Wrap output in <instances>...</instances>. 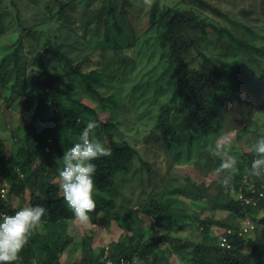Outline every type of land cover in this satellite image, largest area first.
<instances>
[{
	"label": "trees",
	"instance_id": "1",
	"mask_svg": "<svg viewBox=\"0 0 264 264\" xmlns=\"http://www.w3.org/2000/svg\"><path fill=\"white\" fill-rule=\"evenodd\" d=\"M95 1L88 0L87 5ZM127 1L123 0L124 9ZM180 1L186 6L179 2L161 5L154 0L147 12L144 32L155 30L163 70L153 81L155 87L140 96L148 99L159 90L155 102L144 104L154 119L151 132L173 153L177 151V158L192 161L203 180L187 177L181 182L167 175L161 179L162 197L152 190L138 208L118 210L111 190L118 174L131 169L139 149L125 138L124 131L116 134L113 130L120 122L115 119L123 105V92L112 87L111 93L103 95L106 86L100 83L110 76L134 74L136 62L130 53L143 35L137 33L142 20L122 21L114 0H100L97 11L83 19L85 27L91 20L95 22L89 43L102 52L98 65L93 66L92 53H82L76 46L78 40H84L86 29L77 32L79 24L66 10L69 2L58 0V11L46 14L48 19L25 22L19 0L9 4L0 0V87L14 92L25 88L28 79L34 84L32 94L13 99L14 108L27 114L26 123L14 128V148L0 139V206L7 214L28 205L48 209L12 264H70L61 261V254L74 244L70 221L75 217L53 177H58L55 166L62 165L64 150L78 140L89 120L97 122V138L111 149L110 155L94 161L97 206L89 217L106 228L114 223L123 229L118 240L108 243L114 264H120L122 258L135 264H174V258L182 264H264V197L256 204L237 198L240 190L247 193L249 185H254L257 195L264 191V176L250 174L255 142L264 136V120L252 122L249 104L250 98L259 97L261 87L243 52L258 60L264 56V43L257 41L258 27L264 22V0H248L243 3L248 7L238 10L210 0ZM258 6L261 17L257 16ZM4 10L17 17L9 25L4 24L9 15ZM54 20L60 24L50 26ZM29 44L31 56L26 52ZM55 56L65 61V72L54 69ZM169 83V97L158 101L162 87L165 84L167 89ZM5 99L11 102L10 96ZM235 129L246 136L245 149L224 154L207 149L216 137ZM229 155L236 158V165L217 174L216 168ZM145 164L152 183L156 173L152 163ZM211 174L215 177L208 181ZM226 174L228 185L221 183ZM164 187L175 196L163 193ZM11 194L20 199L18 205ZM219 211L227 212L226 216L216 218ZM243 219H251L254 230L240 234ZM214 224L234 228L229 235L231 248L222 247L212 234ZM188 229L200 232L196 243L176 235ZM93 240L89 236L80 246H73L70 255L79 251L78 264H106L105 247H95Z\"/></svg>",
	"mask_w": 264,
	"mask_h": 264
},
{
	"label": "rangeland",
	"instance_id": "2",
	"mask_svg": "<svg viewBox=\"0 0 264 264\" xmlns=\"http://www.w3.org/2000/svg\"><path fill=\"white\" fill-rule=\"evenodd\" d=\"M10 1L11 0H7L8 4L10 3ZM19 1L21 5L20 7L22 9V17L24 18L25 22L41 21L44 18L48 19L46 17V14H49V12L54 14L59 9L58 0ZM59 1H63L64 3L69 2L66 10L72 17L76 19L79 24L76 25L77 32H82L83 27L86 29V35H84L83 37L84 40L77 39L78 41L76 46L79 47V50L82 53H92L91 64L95 66L98 61L101 60L100 56L102 54L100 50L94 49L89 43V34L91 33V28L92 26H94L95 22L91 20L90 26L85 27L83 19L87 18V13H89L90 11H93V13L97 11V9L99 8L98 6H100L101 4L100 0H96L92 5H87L88 0H84L83 3L81 0ZM153 1L154 0H128L126 4L127 7L124 9L123 0H114V5L117 9L119 18L122 21L127 18L134 21V23L135 21L142 20V25H138L139 27H137V33L143 35H141V38L136 42L134 51L130 53L133 54L136 62V69L134 74L131 76L127 74L115 75V77L110 76L106 81L100 83L101 85L106 86L103 95H108L109 93H111L112 87L123 92V95L120 97V102L123 105H121L120 110L116 115L117 119H115L119 120L120 122L118 124V129L115 130L113 128V130L116 134H118L119 130L124 131L126 135L125 138L132 144H136L139 149V152L134 158L131 169L125 173L118 174L115 186L111 190V193L116 200L118 210L130 206L138 208L142 200L147 195H149L152 190L158 192V196L162 197L160 191V186H162L161 179L162 177L166 178L167 175H171V177H174L181 182H184L187 177H189L191 181L196 182L203 180V175L197 171L192 161L186 162L184 161V157L177 158V155L175 153L177 151H174V154L172 148H168L166 142L161 137H159V135H155L151 132V127L153 126L154 119L151 116L150 111L144 110V104H146L150 100L155 102V99L158 98L156 95L159 90H157L156 94H153L148 99L142 98L140 96L142 92L146 91L148 93L155 87L153 85V81L163 70L161 66V60L159 59L160 48L157 45L155 39V30L148 28V31L144 32L145 29H147L148 24L147 12L149 11ZM210 1L219 5L221 4L235 6L236 10L248 7L243 5V3L248 2V0ZM160 2L162 3L161 5H172L176 2H179L182 6H186L187 4L180 0H160ZM259 6L257 16L261 17L262 10L259 9ZM93 7L95 8L93 9ZM2 8L5 7L3 6ZM4 12L9 14L8 16L4 17L5 25L6 22L9 25V22H12L17 18L10 11L4 10ZM255 20L259 21V18H255ZM49 24L50 26L58 25L60 24V21L54 20L52 21V24ZM258 30L260 34L257 37V41L262 44L264 43V22L259 25ZM29 47L30 44L26 47V52L29 56H31L32 54L29 51ZM243 52L247 57L246 60L250 62L251 65H253L254 78L257 82H259V86L261 87L259 97H257L256 99L250 98L253 101L249 104L252 122L254 123L255 120L260 124V122L264 120V56L260 60H258L259 58H257L256 56H251L250 54L245 52V50H243ZM118 53H120L119 55L124 54L123 51H119ZM53 64L54 69L59 73L65 72L66 69H68L65 65V61L61 58V56H55ZM30 69L31 67H29V70ZM168 88L172 89L171 84L169 83V85H167V89L164 84V87H162V90L160 92L158 101L169 97V94H167L166 92ZM33 92L34 84L31 79H28L25 88L19 87L14 92H11V90L9 89L3 90L0 87V139H3L6 143H8L9 147L12 146V148H14V128L16 127V125L19 123L23 125L27 121V114L22 113L18 108H14L13 99L16 96H27L32 94ZM4 95L5 97L10 96V103L5 99V97H3ZM107 117L108 115L105 116V118ZM28 119H30V116L28 117ZM253 123H251V125H255ZM246 140V136L241 131L235 129L216 137L213 140V143L210 144L207 149L213 152L224 154L229 150L245 149ZM217 144L222 145V149L217 150ZM15 146L18 145L16 144ZM196 157H199L197 156V153ZM145 161H149L150 163H152L153 169L155 171L154 173H156L154 176V178L156 177V179L152 180V183L150 180H148L149 173L147 172V165L145 164ZM56 169L58 171L57 167ZM213 177L215 176L211 174L209 178H207V180L210 181ZM53 179L56 180L58 179V177L55 176L53 177ZM163 193L169 195L170 191L164 187ZM170 196L174 197L175 195L170 193ZM11 198L14 199V203H16V205L20 203V199L14 197L13 194H11ZM226 214L227 212L219 211L215 214V217L222 218L225 217ZM205 215H210V213L206 211ZM220 229H222V227H219V225L214 224L213 226H211L212 234L215 237L219 236V232L221 231ZM123 232V229L119 228L114 223H112L110 227L106 228L105 226H102L98 221L94 223L90 217L86 222H81L77 219H73L70 221V233L74 239V244L72 243L61 254V261L63 263L68 262L70 264H78L79 259L77 257V253H79V251H75L71 255L70 251L72 250L73 246H75V244L77 246H80L84 238L94 236V246L101 247L107 245L111 240H118ZM160 234L162 235L163 231L160 232ZM179 234H181L182 238L190 237L194 243H196L200 237V232L195 229H188L183 231V233H178L176 235ZM246 251H249V248H246ZM173 262L174 264H182V261L180 259L177 260V258H174Z\"/></svg>",
	"mask_w": 264,
	"mask_h": 264
},
{
	"label": "clouds",
	"instance_id": "3",
	"mask_svg": "<svg viewBox=\"0 0 264 264\" xmlns=\"http://www.w3.org/2000/svg\"><path fill=\"white\" fill-rule=\"evenodd\" d=\"M97 127L98 124L96 121L89 120L81 130L78 140L64 150L62 157H60L62 165L60 164V166H56L58 167V182L63 200L66 202L67 207L72 211L75 219L81 222L88 221L89 214L97 206L94 196V175L97 166L94 161L102 156H108L111 154V149L97 138L95 134V129ZM216 149H222V145L217 144ZM254 152L255 155L250 165V174L255 177H262L264 176V136L257 138L254 145ZM235 165L236 158L229 155L221 161L215 171L219 174L224 170H231ZM229 180L230 177L226 174L222 177L221 183L228 185ZM251 186L252 185L248 186L247 193L240 190L237 198L245 203H253L240 198L241 193L247 197L257 195L256 191L254 192L251 189ZM2 189L5 190L4 195H6V188ZM258 199L259 196L256 198L257 202ZM47 212L48 209L40 204L20 206L13 214H7V212L3 211L0 206V264H12V262L19 259L21 250L28 242L34 229L41 222L42 217L45 216ZM247 220H250L253 224V228H251L250 231L254 230L255 223L252 222L251 219H243L241 221V229L244 222ZM229 229L232 230L230 233H228ZM220 230L218 236L220 245L227 249L231 248L232 244L229 247L222 244V237L224 234H228V236L232 234L234 228L225 227ZM103 247H105L103 257L106 259V264H109L107 262L108 259H111L113 261L111 264H114V260L109 257L110 249L108 244ZM122 259L129 261L124 264H135V261L130 259ZM122 259L120 264H123Z\"/></svg>",
	"mask_w": 264,
	"mask_h": 264
},
{
	"label": "built area",
	"instance_id": "4",
	"mask_svg": "<svg viewBox=\"0 0 264 264\" xmlns=\"http://www.w3.org/2000/svg\"><path fill=\"white\" fill-rule=\"evenodd\" d=\"M251 189L255 192L256 189L253 187V185L251 186ZM4 189H2V192L4 193ZM259 197H264V191H260L259 194H258ZM257 195H253V196H250V197H247L246 195H244L243 193L240 194V198L241 199H245L247 202H253V203H256L257 200L256 198L258 197ZM253 228V224L251 223L250 220H247L244 222L243 224V227L242 229L240 230V233L243 234V232H247V231H250V229ZM232 230L229 229L228 230V233H230ZM222 244L223 245H226V246H231V243L229 241V236L228 234H224L223 237H222ZM109 264H111L113 261L111 259H108L107 261ZM129 262L128 260L126 259H122V263H127ZM132 264V263H131Z\"/></svg>",
	"mask_w": 264,
	"mask_h": 264
}]
</instances>
